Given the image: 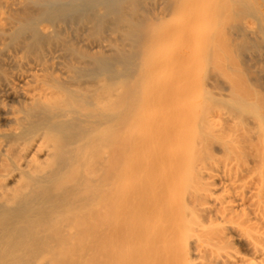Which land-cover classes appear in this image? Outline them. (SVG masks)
<instances>
[{
  "label": "bare ground",
  "instance_id": "1",
  "mask_svg": "<svg viewBox=\"0 0 264 264\" xmlns=\"http://www.w3.org/2000/svg\"><path fill=\"white\" fill-rule=\"evenodd\" d=\"M147 40L1 84L23 82L0 133V264H264V93L210 78L202 92L142 91ZM152 101L163 107L150 115ZM207 245L218 255L197 261Z\"/></svg>",
  "mask_w": 264,
  "mask_h": 264
},
{
  "label": "rangeland",
  "instance_id": "2",
  "mask_svg": "<svg viewBox=\"0 0 264 264\" xmlns=\"http://www.w3.org/2000/svg\"><path fill=\"white\" fill-rule=\"evenodd\" d=\"M161 28L170 33L158 43L154 36ZM141 36L148 38L137 75L142 91L171 86L202 92L210 78L217 82L214 91L233 84L238 92L264 93V0H0V86L34 62L134 52ZM21 85L15 79L14 90L0 94V133L12 125L5 111L20 105ZM162 107L152 101L145 111L152 115ZM145 126L144 120L132 122L131 135ZM146 153L140 149L137 157ZM205 237L210 241L212 232ZM211 245L197 261L218 255ZM235 245L233 250L251 255L243 242Z\"/></svg>",
  "mask_w": 264,
  "mask_h": 264
}]
</instances>
